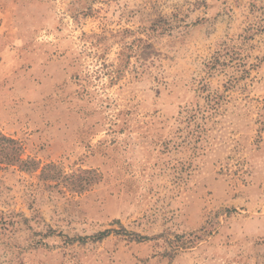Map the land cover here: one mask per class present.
I'll use <instances>...</instances> for the list:
<instances>
[{
  "label": "rangeland",
  "instance_id": "374dc122",
  "mask_svg": "<svg viewBox=\"0 0 264 264\" xmlns=\"http://www.w3.org/2000/svg\"><path fill=\"white\" fill-rule=\"evenodd\" d=\"M0 264H264V0H0Z\"/></svg>",
  "mask_w": 264,
  "mask_h": 264
},
{
  "label": "trees",
  "instance_id": "16d2710c",
  "mask_svg": "<svg viewBox=\"0 0 264 264\" xmlns=\"http://www.w3.org/2000/svg\"><path fill=\"white\" fill-rule=\"evenodd\" d=\"M1 138L3 140L9 141L13 147H12V152L10 154L9 158H0V162H6V163H21L23 160L21 159L22 155V146L18 144V142L14 139L7 138L6 136L2 135Z\"/></svg>",
  "mask_w": 264,
  "mask_h": 264
}]
</instances>
